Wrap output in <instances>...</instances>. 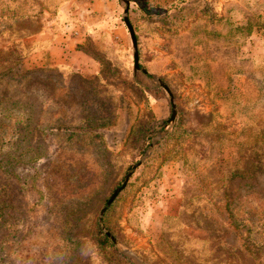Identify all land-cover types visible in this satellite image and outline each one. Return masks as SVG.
I'll return each mask as SVG.
<instances>
[{"label": "rangeland", "instance_id": "374dc122", "mask_svg": "<svg viewBox=\"0 0 264 264\" xmlns=\"http://www.w3.org/2000/svg\"><path fill=\"white\" fill-rule=\"evenodd\" d=\"M129 1L145 71L123 0H103L105 14L95 0H0V264H128L109 262L94 228L157 136L103 215L119 252L132 264H264V28L232 31L253 13L264 21V0ZM72 40L96 54L89 74L42 64ZM167 119L141 156L132 127Z\"/></svg>", "mask_w": 264, "mask_h": 264}, {"label": "crops", "instance_id": "0c3cea01", "mask_svg": "<svg viewBox=\"0 0 264 264\" xmlns=\"http://www.w3.org/2000/svg\"><path fill=\"white\" fill-rule=\"evenodd\" d=\"M95 0L93 4L95 5V8L99 11L103 12L104 14L107 11L106 7H103L104 2L103 0ZM101 6V7H96ZM61 34V35H60ZM59 35H56L57 38L63 37V35H66L67 37H71L72 35V29H68L67 31H64L63 33H60ZM55 34H53V37ZM87 33L80 32L79 31V40L78 42L83 43V41H87L88 39ZM60 41V40H59ZM76 40H72V42L69 44H66L59 47L58 44L53 43L46 49L42 51V57L43 61L42 64H50L54 67H57L58 69L62 68H68V69H75L85 72V74H89V69L96 68L98 65V61L95 58L96 54L93 55V53L88 50L87 47L77 46L78 42H75ZM60 43V42H59ZM93 72V71H92ZM152 98H154L152 101V113L155 114L156 118L159 119H165L166 116L164 114H160L157 112L158 106L161 104H165V97H156L154 93H152ZM181 168V161L179 159H170L169 161H166L163 164L162 170L164 171L165 178L169 176V179L174 181L178 179L179 173Z\"/></svg>", "mask_w": 264, "mask_h": 264}, {"label": "trees", "instance_id": "16d2710c", "mask_svg": "<svg viewBox=\"0 0 264 264\" xmlns=\"http://www.w3.org/2000/svg\"><path fill=\"white\" fill-rule=\"evenodd\" d=\"M178 9L182 10L181 7H179ZM253 14H254L253 18L255 20L249 18L246 21L245 25H243V23L240 22L236 27L232 26V31L234 33H240V32H242L241 31L242 29H246V32L244 33V35H245V37H249L252 33V28L254 26L258 25V26L264 28V21L260 20V18L256 15V13H253ZM238 36H239V38H242L241 33ZM236 46L241 48V44H238ZM152 116H153V114H152ZM168 124H169V122L167 119V120L160 122L156 126V128H154V127L152 128L150 123H138L132 127V130H131L129 136L134 135L136 137V146H137L141 156L145 152V150L148 148V146L150 145L152 138L156 135L158 130L160 129V130L165 131L167 129ZM182 129H183V127L179 125V115H178V117L176 118L175 125H174L173 129H172V131L168 132L167 137H171V136L173 137L175 134H176L175 136L178 137V132L180 134L185 133V131H183ZM161 142H159V144H161ZM106 214L107 213H105V215H104V220H106L105 219ZM106 226H107L108 230H110L112 233L116 234L111 226H109L107 224H106ZM94 236H95L97 245H99L102 248V251L108 253L107 257H108L109 262H112L113 260L114 261L116 260L118 262L121 260H125L128 264H132L131 260L127 256H124L122 253L119 252V250L115 246V243L110 239V237L107 234H105L103 232V230L101 229L98 222L96 223L95 228H94Z\"/></svg>", "mask_w": 264, "mask_h": 264}, {"label": "water", "instance_id": "95a60500", "mask_svg": "<svg viewBox=\"0 0 264 264\" xmlns=\"http://www.w3.org/2000/svg\"><path fill=\"white\" fill-rule=\"evenodd\" d=\"M123 1L126 3V7H125V10H124V21H125L126 25L129 28V31H130V34H131V38H132V41H133V48H134V70L135 71H137V70H143V71H145L140 66V56H139V50H138L137 37H136V34H135L134 27H133V25H132V23H131V21L129 19L130 1L129 0H123ZM159 84L165 88V90L168 92V94L170 96V100H171V103H172V115H171V118L169 119V121L171 123V126L170 127H172L173 124H174L175 118L177 116V104H176L175 96H174L172 90L170 89V87L165 82L159 80ZM159 138H160V136H157L155 138V140L152 142L150 148L147 150L145 156L140 161H138L137 163H134L132 165L131 170L128 172V174H127V176H126V178L124 180L123 185L121 187H119V188L116 189V191L113 193V195L111 196V198L108 200L107 205L102 209V211L100 213L99 223L102 226L104 232L106 234H108L113 240H114V237L108 232V230L103 225V215H104L107 207L110 206L114 202V200L116 199V197L118 196V194L120 193V191L128 184V182H129V180H130L133 172L144 162L147 154L154 148L155 142Z\"/></svg>", "mask_w": 264, "mask_h": 264}]
</instances>
